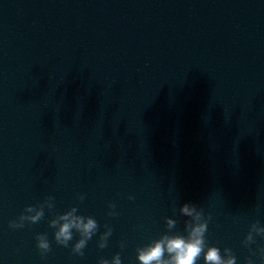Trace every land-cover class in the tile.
Instances as JSON below:
<instances>
[{
    "label": "water",
    "instance_id": "95a60500",
    "mask_svg": "<svg viewBox=\"0 0 264 264\" xmlns=\"http://www.w3.org/2000/svg\"><path fill=\"white\" fill-rule=\"evenodd\" d=\"M184 203L211 217L208 245L260 264L264 239L242 241L264 227V100L200 0H0V264H138L186 235ZM71 207L98 225L83 256L48 224Z\"/></svg>",
    "mask_w": 264,
    "mask_h": 264
},
{
    "label": "clouds",
    "instance_id": "9594fccd",
    "mask_svg": "<svg viewBox=\"0 0 264 264\" xmlns=\"http://www.w3.org/2000/svg\"><path fill=\"white\" fill-rule=\"evenodd\" d=\"M79 200H83L81 195ZM132 199V197H129ZM52 197H48L45 201L36 206H27L24 213L19 215L16 220L9 222V227L16 229L24 227L25 222L37 223L44 217V208L49 210L53 208ZM113 204H109V208H113ZM76 207L69 208L62 214H56L48 221L49 227L54 229L53 238L58 245L63 247L69 246V241L73 239V231L78 233L79 238L72 244L71 251L83 256V251L87 242L97 232L98 225L94 218L78 215ZM26 213V214H25ZM28 213H33L28 215ZM179 213L182 216L190 217L185 221L184 231L186 235L169 234L165 232L158 239L152 240L143 247L136 249V260L138 264H197L203 259V264H236V257L231 249L225 247L223 255L221 249L216 246H210L206 242L205 234L208 230V221L211 217L204 219L202 210H198L195 205L184 203L179 207ZM108 215H115L109 212ZM166 228L171 230L175 227L176 221L165 217ZM105 231L100 235L97 246L101 249L107 246V238L112 234V229L105 225ZM255 236L264 239V227L258 223H252L242 243L245 247L255 243ZM36 247L43 256L51 250L46 234H37L35 236ZM123 247V244L121 245ZM251 251V249H250ZM259 255L260 264H264V248H259L253 255ZM98 264H121L119 254L112 256L111 261L100 259ZM245 264H254L249 257L246 258Z\"/></svg>",
    "mask_w": 264,
    "mask_h": 264
}]
</instances>
